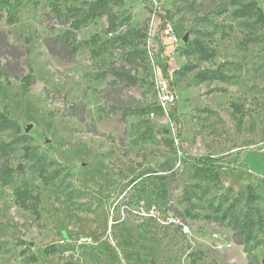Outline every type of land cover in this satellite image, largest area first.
Returning a JSON list of instances; mask_svg holds the SVG:
<instances>
[{"label":"rangeland","instance_id":"374dc122","mask_svg":"<svg viewBox=\"0 0 264 264\" xmlns=\"http://www.w3.org/2000/svg\"><path fill=\"white\" fill-rule=\"evenodd\" d=\"M90 1L68 0L67 6ZM249 1L148 0L157 11L152 14L141 0H121L113 8L120 22L115 34L105 33V18L75 33L77 42L97 36L104 43L100 56L82 47L69 63L49 55L42 44L63 32L50 21L45 3L34 7L26 2L11 26L0 15V31L9 33V43L22 50L24 39L30 40L27 59L35 78L24 96L19 81L0 79V109L19 122L32 137L31 145L60 171L52 185L40 186L38 220L14 205L8 189H0V264H26L24 258L31 254L35 264H192V254L197 264H248L252 257L264 264V234L258 246L244 247L219 222L234 199L237 211H243L247 185H256L264 219V28L231 15L233 2ZM253 1L264 8V0ZM165 12L177 45L160 30L158 14ZM128 30L152 33V51L155 56L161 52L159 61L167 66L179 125L166 114L170 105L161 73H153L146 62L127 63L124 55L130 48L109 42ZM211 32L215 57L209 62L180 55L184 37ZM246 37L256 40L240 46ZM144 41L136 40L135 47L144 49ZM223 64L227 81L195 82L197 72ZM121 67L137 78L135 86L113 84L109 75L97 78ZM232 103L241 114H234ZM153 105L162 106L163 114L122 120L125 109ZM167 139L190 156L222 157L227 167L220 182L193 179L190 164L166 146ZM12 164L24 162L17 157ZM155 176L168 180L161 204L149 200ZM185 191L196 219L182 216ZM49 245L63 248L46 256L43 250Z\"/></svg>","mask_w":264,"mask_h":264},{"label":"trees","instance_id":"16d2710c","mask_svg":"<svg viewBox=\"0 0 264 264\" xmlns=\"http://www.w3.org/2000/svg\"><path fill=\"white\" fill-rule=\"evenodd\" d=\"M28 2L36 7L40 3H45L49 14L52 16L50 21H56L63 27V32L59 35H50L42 40L46 51L49 55L63 61L71 62L80 48L89 47L93 57H99L102 51L103 42L97 36L92 37L89 41L77 42L75 33H77L88 22L105 18L107 35H113L120 27V22L113 11V8L121 4V0H92L83 3L82 7L67 6L68 0H0V15L4 16L7 26L15 24L18 20L21 10L25 3ZM145 8L152 14H157L156 8L152 7L148 0H141ZM235 9L232 17L235 19H246L251 21V25L264 28V8L259 7L255 1L247 3L233 2ZM161 22L160 30L163 31L165 26L171 20L167 12L162 16L158 14ZM146 35H140L134 30H128L123 34L112 36L109 40L111 43H119L130 49L125 53L124 59L129 64H145L146 54L144 49H137L134 42L144 40ZM215 32L202 33L201 37H194L187 40L180 48L179 52L185 59H192L197 63H206L215 57V51L211 46ZM9 33L0 31V79H4L9 84L10 79L20 82L21 92L24 96L28 93L30 87L35 83L32 68L28 63V46L29 39H24L25 49L20 50L18 47L8 42ZM206 40L208 43H206ZM253 37H246L240 46L245 47L247 44L254 42ZM161 52L155 56V62L162 75L169 96L172 101L169 103L170 108L166 112L169 121L172 124L179 125L176 115V102L171 90V83L167 66L159 61ZM225 65H220L215 70H202L194 76L195 82L199 84L219 81L225 82L230 77L227 75ZM186 69V68H185ZM26 72V73H25ZM113 78V84L121 83L126 87H133L137 84V78L131 75L125 67L109 68L97 75V78L105 76ZM231 107L234 114H241L240 107L232 103ZM76 109V106H72ZM122 120L129 115H162L164 108L160 105L149 106L143 110H123ZM167 134V131H164ZM7 134V139L3 136ZM177 139L179 134H177ZM166 146L175 154L184 159V162L191 166V176L193 179L216 185L220 182V175L226 163L222 157L190 156L177 150L174 142L171 140L164 141ZM32 137L30 134L23 132L21 125L13 119L9 112L0 109V189H8L13 197L14 205L24 212H29L36 220L40 217L39 205L42 187L52 185L59 177L60 171L54 168V163L48 159L44 153H39L31 145ZM19 157L24 164L13 165V159ZM29 172V173H28ZM37 182L40 183L37 184ZM256 185H247L244 188V209L242 212L237 211V199H234L223 215L219 218L220 224L229 227L237 239L238 243L244 247L249 245L260 244L259 236L264 234V219L262 211L257 206L260 197L256 192ZM168 195V180L164 176H155L154 188L151 191L150 202L163 203ZM184 202L186 207L182 211V216L188 219H196L197 216L191 210L190 198L187 191L184 192ZM216 211V209H215ZM24 245V243H22ZM63 247L49 245L44 248L43 253L46 256L55 255ZM25 251L21 256H25ZM91 256V253H89ZM192 264H197L196 254L191 256ZM26 264H35L37 259L34 255H28L24 258ZM248 264H258L255 257L250 259Z\"/></svg>","mask_w":264,"mask_h":264},{"label":"built area","instance_id":"2783aa9c","mask_svg":"<svg viewBox=\"0 0 264 264\" xmlns=\"http://www.w3.org/2000/svg\"><path fill=\"white\" fill-rule=\"evenodd\" d=\"M163 34L166 37L167 41L171 44V45H177L178 44V39L174 36L172 29L170 26L166 25L165 29L163 30ZM144 50H145V54H146V63L149 66V68L151 69V71L155 74H159V68L155 62V55L154 52L152 51V44L153 42V36L152 33L149 32L146 34L145 39H144ZM167 97L166 100H168V102L170 103L172 101V98L169 96L168 92H167ZM151 118H153L154 114H149ZM166 222L168 224H171L174 222V219L172 216L166 217ZM186 229V228H185Z\"/></svg>","mask_w":264,"mask_h":264},{"label":"water","instance_id":"95a60500","mask_svg":"<svg viewBox=\"0 0 264 264\" xmlns=\"http://www.w3.org/2000/svg\"><path fill=\"white\" fill-rule=\"evenodd\" d=\"M182 41H183V43H185L187 41V38L184 37ZM25 133H27V132H25Z\"/></svg>","mask_w":264,"mask_h":264}]
</instances>
